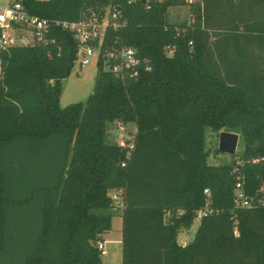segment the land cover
Instances as JSON below:
<instances>
[{
  "label": "trees",
  "instance_id": "1",
  "mask_svg": "<svg viewBox=\"0 0 264 264\" xmlns=\"http://www.w3.org/2000/svg\"><path fill=\"white\" fill-rule=\"evenodd\" d=\"M19 1L66 21L110 6L121 25L106 29L93 92L65 107L72 32L58 26L56 44L1 53L0 264H103L97 242L115 211L122 264H264V206L234 204L238 181L264 195V0ZM179 5L190 19L172 23L169 7ZM119 47L151 69L115 74L106 53ZM116 121L135 124L129 157L108 131ZM208 129L240 132L242 152L210 164ZM206 206L214 212L180 245L179 231ZM26 213L28 236L17 221Z\"/></svg>",
  "mask_w": 264,
  "mask_h": 264
},
{
  "label": "built area",
  "instance_id": "2",
  "mask_svg": "<svg viewBox=\"0 0 264 264\" xmlns=\"http://www.w3.org/2000/svg\"><path fill=\"white\" fill-rule=\"evenodd\" d=\"M196 1L186 0L189 4ZM119 25L121 24L118 12L110 6L106 8L103 16H98L94 12L91 16H86L79 21H66L33 14L19 0H0V68L2 65L1 53L12 47L56 44L57 39L53 35V31L58 26L72 32L77 40V62L82 66L91 63L93 58L98 62L106 29L109 26L117 27ZM167 50L169 54H172L174 47L168 46ZM106 56L109 57L108 68L122 77L126 75L136 77L140 74L142 68L151 69L148 60L138 56L133 47L113 48L106 53ZM114 128H116V132ZM109 130L111 139L125 149L126 155L129 157L135 145L136 130L131 133L128 124L120 121L114 122ZM121 193L122 190L111 192V197L116 201V204L122 205ZM205 193L210 196L209 188H205ZM234 204L240 208L264 206V195H249L245 191L242 181H238ZM213 212V208L206 206L198 211L197 217L201 219ZM97 245L101 250V254L105 255L107 253L105 242L99 240Z\"/></svg>",
  "mask_w": 264,
  "mask_h": 264
},
{
  "label": "rangeland",
  "instance_id": "3",
  "mask_svg": "<svg viewBox=\"0 0 264 264\" xmlns=\"http://www.w3.org/2000/svg\"><path fill=\"white\" fill-rule=\"evenodd\" d=\"M190 16L191 12L187 5L169 7L168 20L172 23L189 21ZM96 72L97 62L95 58L92 59L91 63L83 66L79 62H76L71 74L62 80L61 105L65 107L71 103L86 102L88 96L94 90ZM128 129L131 133H134L136 130L135 124H128ZM108 131L110 132V130ZM114 131L116 132V128H114ZM232 132L239 134L236 153H240L244 148V138L240 132ZM220 133L221 131L215 132L211 129L206 131V148L209 152L208 162L213 165L227 164L231 160L230 154L217 150L219 149ZM115 213H117V211H115ZM17 221L22 228V235L28 236L32 225V220L30 216H28V213L20 215ZM120 222L119 217L114 215L113 227L111 229L113 240L118 239L116 234L120 231ZM199 222L200 219L196 217L194 220L195 226ZM106 249L108 250V254L103 256V264H122L121 243L114 240L106 245Z\"/></svg>",
  "mask_w": 264,
  "mask_h": 264
},
{
  "label": "crops",
  "instance_id": "4",
  "mask_svg": "<svg viewBox=\"0 0 264 264\" xmlns=\"http://www.w3.org/2000/svg\"><path fill=\"white\" fill-rule=\"evenodd\" d=\"M115 215L117 217H119L121 222H120V231H119V233L116 234L118 239H114V240H116L117 242L121 243V245H122V217L120 215V212L115 213ZM199 224H200V222L195 226V224L193 223L191 225V227L181 229L179 231V234H178V237H177L178 243L180 245H182V246H185V245L189 244L190 242H192L194 237H195V234H196V231L198 229ZM112 227H113V224H112ZM114 240L112 239L111 230H109L107 233H105L103 235V238H102V241L105 242V245H107L108 243H110V242H112ZM107 254H108V250H107V253L105 255H107ZM103 256L104 255H102V260H103ZM121 260H122V249H121Z\"/></svg>",
  "mask_w": 264,
  "mask_h": 264
},
{
  "label": "water",
  "instance_id": "5",
  "mask_svg": "<svg viewBox=\"0 0 264 264\" xmlns=\"http://www.w3.org/2000/svg\"><path fill=\"white\" fill-rule=\"evenodd\" d=\"M239 142V134L223 130L220 133L219 150L228 154H235Z\"/></svg>",
  "mask_w": 264,
  "mask_h": 264
}]
</instances>
